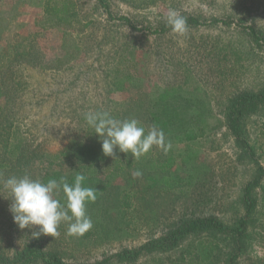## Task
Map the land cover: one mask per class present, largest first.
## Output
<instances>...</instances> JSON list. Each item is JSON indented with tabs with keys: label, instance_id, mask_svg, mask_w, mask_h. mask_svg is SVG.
Instances as JSON below:
<instances>
[{
	"label": "rangeland",
	"instance_id": "374dc122",
	"mask_svg": "<svg viewBox=\"0 0 264 264\" xmlns=\"http://www.w3.org/2000/svg\"><path fill=\"white\" fill-rule=\"evenodd\" d=\"M73 1L77 20L64 24L45 14V0H0V106L7 101L17 110L23 133L16 144L55 154L83 130L84 139L101 142L84 120L89 111L135 118L146 130L159 105L203 120L186 127L188 140L176 135L185 126L177 133V125L169 127L167 153L153 146L136 159L114 148L97 165L34 162L33 179L56 171L69 183L82 172L109 182L86 207L96 235H68L62 222L59 236L33 237L38 226L13 222L10 193L1 185V254L12 258L33 244L66 264H264V102L241 118L240 143L226 121L233 98L264 91V51L245 29L264 39V0H104L109 13L99 0ZM169 8L198 25L172 32L164 20ZM137 170L142 175L133 177ZM55 198L64 203L62 192ZM207 217L243 233L208 228L167 249L137 251L180 221ZM127 251L138 253L123 257Z\"/></svg>",
	"mask_w": 264,
	"mask_h": 264
},
{
	"label": "trees",
	"instance_id": "16d2710c",
	"mask_svg": "<svg viewBox=\"0 0 264 264\" xmlns=\"http://www.w3.org/2000/svg\"><path fill=\"white\" fill-rule=\"evenodd\" d=\"M99 5L103 8L105 12H108V7L104 0H99ZM74 8L75 4L73 0H45L44 12L45 14L52 13L57 16V21L59 23L71 24L73 23V21L77 20ZM117 19L120 21H124L131 28L135 29L134 25L130 22L128 18L120 17ZM186 20L188 26L198 25L199 23L198 20L194 18H186ZM245 29L253 37L258 47H260L264 51V39L259 36L253 30L252 27H245ZM170 95H174V93L171 91L168 93L164 92L158 98L163 100L164 98H167ZM263 102L264 91L259 93H243L231 100L228 107L226 121L230 133L236 138L238 142L241 141L240 137H242V131L240 128L241 118L245 114L256 109L258 104ZM16 112L17 110L12 108L11 103L7 101L0 106V186L3 185V181L9 178L10 176L21 177L25 174L29 175V168L31 164L36 161H49L50 158H75L80 162H85L90 165H97L99 163L104 162V160L108 157L105 156L102 152L101 142L94 143L93 140L90 142L91 139L89 137L86 139L83 138V136H86L85 130L79 133L78 137L71 139V142L68 145L64 146L55 154H50L45 150H39V146L33 148L28 142L22 141L23 143L21 142L16 144V136L20 134L22 137L23 133L20 132V127L22 124L20 122V119H18V117L16 116ZM171 112L167 107L159 105L154 112H149L151 124L158 126L165 133H170L169 127H173V125H177L175 127L176 133L180 129L179 127L182 128L183 126H185L182 130H180L179 134H176L178 140L181 139L180 137H183L184 140L192 139L193 135L188 136V129L186 127H189L191 124L194 125L198 121L203 120L202 116L204 115L200 113L198 114V117L193 120L191 117L181 118L178 114L174 113L173 111ZM159 113L161 114V116L159 115ZM200 132H202V130H200ZM84 175L87 178L84 182V186L93 187L98 191L96 199L97 201L101 196L100 190H104L107 187L106 185L109 184V182L104 183V181L99 180L96 177L87 176L86 174ZM74 176L75 174L69 179L70 184L73 182ZM59 178L60 174L58 172L46 171L43 173L41 180L46 182L48 179L59 180ZM248 190L249 188L247 187L245 189L246 199H248L249 196ZM126 198L127 196L122 194L120 205H129L126 204L128 203L126 201ZM62 199L63 198L59 200L62 201ZM90 205L93 206L94 203H88L86 207ZM241 224L243 225V221ZM208 228L222 233H233L237 235V237H240L243 233V231L239 228H225L222 224H220L218 221L211 217L185 220L180 221L178 225L172 227L166 233L165 237H163L161 240L148 242L142 245L137 251L141 252L142 250H152L159 248L167 249L174 246L177 241L184 238L186 235ZM96 231V225H93V227L85 234L81 235V237H94L96 235ZM138 252L127 251L122 254V256H135ZM34 260H39L42 264H66L62 262L58 257L42 251L39 246H35L33 244H26L21 249L16 250L12 254V258H6L0 252V264H30L34 262Z\"/></svg>",
	"mask_w": 264,
	"mask_h": 264
},
{
	"label": "clouds",
	"instance_id": "9594fccd",
	"mask_svg": "<svg viewBox=\"0 0 264 264\" xmlns=\"http://www.w3.org/2000/svg\"><path fill=\"white\" fill-rule=\"evenodd\" d=\"M164 20L178 35H184L188 30L186 18L173 8L168 9ZM84 120L99 137L105 156H114V148H118L120 152L130 153L139 159L153 146L165 153L172 147L162 129L153 125L146 130L135 118L120 120L108 111H89L84 114ZM132 175L139 177L142 173L137 170ZM86 179L82 172L75 174L71 184L63 177L44 182L28 174L10 176L3 181V185L10 193L13 222L20 229L38 226V231L32 232L33 237L41 234L59 236L58 229L62 222L68 224V235L85 234L93 227L86 205L96 201L98 192L93 187L84 186ZM61 192L64 203L55 198Z\"/></svg>",
	"mask_w": 264,
	"mask_h": 264
}]
</instances>
